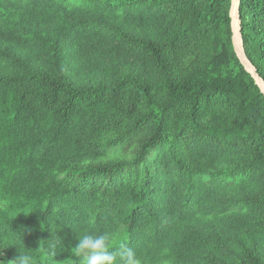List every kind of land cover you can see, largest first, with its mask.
I'll return each instance as SVG.
<instances>
[{
    "label": "trees",
    "instance_id": "1",
    "mask_svg": "<svg viewBox=\"0 0 264 264\" xmlns=\"http://www.w3.org/2000/svg\"><path fill=\"white\" fill-rule=\"evenodd\" d=\"M230 0H0V252L264 264V98ZM264 81V0H240ZM27 214V215H25ZM24 245V247H23ZM51 264V262H49Z\"/></svg>",
    "mask_w": 264,
    "mask_h": 264
},
{
    "label": "clouds",
    "instance_id": "2",
    "mask_svg": "<svg viewBox=\"0 0 264 264\" xmlns=\"http://www.w3.org/2000/svg\"><path fill=\"white\" fill-rule=\"evenodd\" d=\"M76 239L78 242L72 248V256L78 258V264H141L140 258L131 247L121 246L118 250L110 249L111 234L108 232L97 234L85 231ZM36 249L40 250L45 264L49 262L56 264L55 245L40 241ZM30 251L33 250L25 249L24 252H20L16 248V255L13 259L7 260L8 264H37L38 258L34 259L29 255ZM0 264H5V261H0Z\"/></svg>",
    "mask_w": 264,
    "mask_h": 264
},
{
    "label": "water",
    "instance_id": "3",
    "mask_svg": "<svg viewBox=\"0 0 264 264\" xmlns=\"http://www.w3.org/2000/svg\"><path fill=\"white\" fill-rule=\"evenodd\" d=\"M240 0H230L229 19H230V32H231V44L236 58L248 73L252 79L254 85L259 90L260 94L264 98V81L257 73V70L247 59L243 44L241 40V21L239 16Z\"/></svg>",
    "mask_w": 264,
    "mask_h": 264
},
{
    "label": "rangeland",
    "instance_id": "4",
    "mask_svg": "<svg viewBox=\"0 0 264 264\" xmlns=\"http://www.w3.org/2000/svg\"><path fill=\"white\" fill-rule=\"evenodd\" d=\"M0 261H4V255L0 252ZM143 264V263H141Z\"/></svg>",
    "mask_w": 264,
    "mask_h": 264
}]
</instances>
